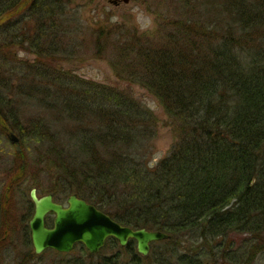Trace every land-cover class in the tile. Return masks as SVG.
<instances>
[{"label":"trees","instance_id":"trees-1","mask_svg":"<svg viewBox=\"0 0 264 264\" xmlns=\"http://www.w3.org/2000/svg\"><path fill=\"white\" fill-rule=\"evenodd\" d=\"M161 3L140 32L84 23L74 0H0V133L40 145L56 203L75 194L119 225L170 236L146 256L133 240H106L110 255L79 243L75 259L51 251L56 264H254L264 254V0ZM86 59L159 104L174 137L167 156L152 164L158 118L129 88L60 63ZM236 235H248L240 249ZM5 240L0 227V250Z\"/></svg>","mask_w":264,"mask_h":264},{"label":"rangeland","instance_id":"rangeland-1","mask_svg":"<svg viewBox=\"0 0 264 264\" xmlns=\"http://www.w3.org/2000/svg\"><path fill=\"white\" fill-rule=\"evenodd\" d=\"M110 1L74 0L75 5L79 6L81 17L83 18L82 22L84 23L105 22L108 19L112 23L125 24L129 27L135 26L140 32L149 31L153 28L156 20L154 16L155 12L163 15L166 11L165 5L162 3L160 5L161 0H128L127 3L116 0L119 2L118 5H114ZM19 55L24 59H33L31 55L23 52H20ZM60 63L64 70L75 69L77 75L87 80H94L101 84L104 83L112 87L117 86L122 89L129 88L134 98L141 102V104L148 106L156 118H158L159 127L156 133L157 136L152 141V164L167 156L173 145L174 137L171 134L170 127L167 126L166 115L146 90L144 91L138 86H128L126 83L117 81L114 73L112 74L108 64L104 60L86 59L81 62L72 61L69 64H65V61H60ZM14 138L17 141L13 142ZM20 145L22 144L14 133H9L8 136L0 133V195L3 194L7 199L6 202L0 205V211L2 206L4 215V218H0V227L6 237L5 244L1 246L0 250L2 252L0 254V264H56L60 258L51 252L53 250H46L39 255L33 256L34 250L31 243L28 245L27 237L24 240L22 236V225L28 226L34 209L33 207L29 209L27 204H25V195H29L30 190L34 188L39 197L44 196L46 190H48L47 187L50 185L45 178V173L42 169L43 164H39L40 145L36 141H24L23 145ZM19 146L25 149L21 148L24 155L23 162L20 165L21 168L23 167L20 174L21 179L13 180L12 182L9 171L11 169L13 171L17 167V163L14 162L13 164L12 162L14 153ZM10 181L12 182L11 186ZM5 198H3V201ZM60 202V204L65 205L66 198L61 196ZM247 237L248 235H236L232 237L234 249H240L242 247L239 246L240 240ZM111 251L108 247L103 249V253L108 255L111 254ZM83 255L78 250H72L70 253H66L63 258L69 260ZM254 264H264V254H260Z\"/></svg>","mask_w":264,"mask_h":264},{"label":"water","instance_id":"water-1","mask_svg":"<svg viewBox=\"0 0 264 264\" xmlns=\"http://www.w3.org/2000/svg\"><path fill=\"white\" fill-rule=\"evenodd\" d=\"M118 5V1H110ZM127 3L128 0H121ZM17 141L15 138L13 139ZM33 203V214L28 222L30 240L34 253L39 255L46 250L70 253L76 244H82L88 253L98 254L105 241L115 239L125 247L129 240L136 242V251L141 256L150 252V244L168 240L169 235L160 231L145 229L133 230L119 225L93 205L81 200L75 194L69 196L66 204L56 203L52 194L39 197L33 188L29 193ZM47 216H52V226L46 225Z\"/></svg>","mask_w":264,"mask_h":264},{"label":"bare ground","instance_id":"bare-ground-1","mask_svg":"<svg viewBox=\"0 0 264 264\" xmlns=\"http://www.w3.org/2000/svg\"><path fill=\"white\" fill-rule=\"evenodd\" d=\"M52 219H53V217H52ZM51 226H52V222H51ZM51 226H50V227H51ZM27 228H28V232L30 233V231H29V227H28V226H27ZM30 242H31V240H30Z\"/></svg>","mask_w":264,"mask_h":264}]
</instances>
